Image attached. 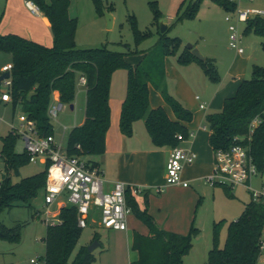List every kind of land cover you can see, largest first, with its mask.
Listing matches in <instances>:
<instances>
[{"label":"trees","instance_id":"1","mask_svg":"<svg viewBox=\"0 0 264 264\" xmlns=\"http://www.w3.org/2000/svg\"><path fill=\"white\" fill-rule=\"evenodd\" d=\"M50 21L54 38L52 46H47L19 34L0 32V53L12 55L11 95L14 112L20 105L29 120L36 122L42 135H53V124L48 116V108L54 93L58 92L61 101L74 104L79 76L84 74L86 83L85 121L74 127L69 133L64 147L70 156H100L106 152V135L111 125L110 89L113 74L118 69L128 72L127 94L122 105L120 128L124 135L132 137L134 124L143 120L146 129L157 147H176L181 141L178 135L187 139L189 128L184 124L194 118L193 112L173 96L167 88L165 61L167 57L178 56L181 64L197 63L210 81H220L216 59L202 61L196 58L191 49L183 47V39L170 37L169 27L159 31V45L146 53L138 47L151 35V29L141 30L133 20V31L137 48L116 51L107 45L98 48H79L76 44L78 19L70 15L71 0H32ZM227 11H233L237 2L231 0H213ZM99 5V0H95ZM187 8L178 12L177 21L193 19L200 7V0L188 1ZM99 9V8H98ZM110 12V10H109ZM161 11L155 9V20ZM135 19V18H133ZM245 33H255L264 37V18L254 17L246 22ZM264 50V40L261 42ZM145 54L137 64L128 57ZM0 84V93L1 86ZM158 90L166 103L172 108L176 119H172L164 107L153 108L150 103V86ZM260 122L252 135L251 153L258 167L264 169V66L253 64L251 78L244 79L235 95L224 101L221 111L206 116V126L211 131L210 143L215 150L226 149L235 143H246L250 125L255 118ZM21 135L11 130L2 137L0 159L6 165L5 178L0 181V216L5 210L25 205L32 210L31 201L41 190L45 192L47 184L46 169L30 176L22 177L18 182L11 174L20 175V169L30 163L28 153L17 152L16 144ZM93 166L100 164L87 160ZM231 198V187L224 186ZM149 189H145V208L141 209L130 188L127 202L131 212L149 229L148 235L136 232L132 249L139 258L131 264H184V257L191 251L199 228L193 221L187 234L164 230L149 212ZM33 216L40 213L33 211ZM223 221L215 223L214 244L209 251L205 264H258L262 254L264 232V197L255 200L253 196L237 220L228 224L225 245L219 244V232ZM28 222H18L7 227L0 219V239L19 242L22 230ZM77 221L75 207L63 208L60 222L47 225L45 236L46 253L42 257L46 264H94V252L82 245L73 254L82 235ZM98 240L97 236L93 241ZM99 241V240H98Z\"/></svg>","mask_w":264,"mask_h":264},{"label":"rangeland","instance_id":"2","mask_svg":"<svg viewBox=\"0 0 264 264\" xmlns=\"http://www.w3.org/2000/svg\"><path fill=\"white\" fill-rule=\"evenodd\" d=\"M190 0H99V5L95 0H71L70 15L78 19V29L76 33V44L79 48H98L107 45L116 51H126L128 44L131 49L137 48L133 31V20H136L141 30L151 29L150 37L138 48L146 53L153 52L159 45L161 28L166 25L170 28V37L179 36L183 39V47L189 44L196 46L207 58H216L220 69L224 72L225 66L236 59L238 52L230 46V30L227 16H231V22L237 24L239 34L242 36L241 46L245 49V55H251L249 65V75L251 78L253 64L264 66V50L261 42L264 37L255 33H245V22H239L237 14L241 10L261 9L264 10V0H236L237 7L233 11H227L213 0H200V7L197 15L193 19L177 21L178 12H183ZM25 2V1H24ZM99 8V9H98ZM158 8L161 14L155 20V9ZM113 15V26L107 27L105 11ZM0 25L6 28H20L21 24L31 27L29 37L45 45L52 46L54 38L51 28L34 12H29L19 0H0ZM135 18V19H133ZM133 56V55H132ZM130 56L128 59L135 64L136 58L140 55ZM178 56H172V61H177ZM12 61L9 53H0V73L3 67ZM128 72L126 69H118L112 77L111 89L115 94H127ZM7 89L2 84L1 94ZM201 93L200 90L196 91ZM59 94H54V98ZM86 93L85 86L78 82L74 109L68 107L61 112L57 119H52L53 135L58 144L65 147L71 130L81 125L85 118ZM23 114L19 105L14 112L12 102L0 100V151L2 148V137L14 128H21L20 116ZM143 121V120H142ZM136 124L133 136L142 140V137L149 140V134L143 122ZM137 125H141V132ZM64 126H67L65 130ZM132 136V137H133ZM137 137V138H136ZM151 141V140H149ZM25 142L23 137H19L16 150L23 152ZM46 169V165L41 162H30L20 169V175L11 174L12 180L18 182L22 177L30 176ZM6 165L0 159V181L3 174H6ZM107 176L114 172L111 163L107 164ZM106 179V178H105ZM206 184V185H205ZM204 191L206 195L194 201L195 223L199 228V234L194 239L191 251L184 257V264H205L208 261L209 251L214 244L215 223L223 221L219 232V244L224 246L227 238L228 224L241 215L244 209V202L252 197V191L248 188L236 185L232 187L234 197L227 195L222 185L215 188L206 183ZM263 178L261 176L252 179L254 190L262 189ZM209 188H208V187ZM156 196L152 200L150 213L154 216L166 217L169 214L171 219H175L177 214L172 212L173 207L161 202V195L154 192ZM158 196V197H157ZM143 202V198H139ZM184 209L192 204L190 196H182ZM32 210L40 213L39 217L33 216V212L25 205H19L11 210H5L0 219L7 227H13L18 222H28L23 228L21 240L13 242L0 239V264H33L35 259L37 264H45L42 257L46 253L45 236L47 225L45 219L58 220L63 208L71 207L67 194L61 197L50 207V214L47 215V205L44 201V191L41 190L36 198L31 201ZM169 207V208H168ZM130 219V216H129ZM100 214L94 212L89 219L87 227L82 229V235L78 246L72 257L78 252L82 245H91L93 237L97 236L100 245L94 250L96 261L94 264H130L131 256L134 252L130 248L129 240L131 231L110 230L99 226ZM264 238V232H263ZM258 264H264V249Z\"/></svg>","mask_w":264,"mask_h":264},{"label":"crops","instance_id":"3","mask_svg":"<svg viewBox=\"0 0 264 264\" xmlns=\"http://www.w3.org/2000/svg\"><path fill=\"white\" fill-rule=\"evenodd\" d=\"M19 1L27 11L33 12L26 6V0ZM34 13L40 16L51 28L49 19L41 11ZM19 27L6 28L0 25V32L2 34L15 33L26 38L32 37L29 35L31 27L28 28L24 24H21ZM245 54L246 51L242 54L238 53L236 55L237 58L225 66L224 72L220 69L222 77H220V81L217 83L210 81L200 65L195 62L181 64L178 62V59L177 61H172V56L166 58L165 67L168 91L194 114L191 122L184 123L193 135L179 144L183 148L191 149L196 154L195 162L186 165L183 171V178L190 182L188 187L166 185L165 183L166 166L172 147L155 146L150 135L149 140L151 141L145 139V137H142L143 139L140 141L138 139H132L135 138L134 136L127 137L122 133L120 118L126 94H114L113 91H110L111 125L106 135V152L100 156H86L83 158L100 164L99 166L104 178H106V186L108 189H112L118 181L125 182L128 185L142 187L143 189H149V212L151 211L152 200L156 198L153 191L156 192L157 187H163V192L158 193L161 195V202L167 206L170 205L169 207H173L172 212L177 214L175 219H171L169 214L164 218H159L152 213L158 225L164 230L187 234L193 221H195L193 210L194 201L198 199V205L201 198L206 195V192L203 190L205 178L214 171L215 167V151L210 143L211 131L206 126V116L210 113L221 111L225 99L235 95L240 83L249 75V65L252 57L251 55ZM144 56L145 54H140V57L138 59L136 58L134 65H137ZM11 63L12 61L9 62V64ZM83 86H85V93H87L86 85ZM198 90L201 93H197L196 91ZM55 94L58 95V92H55ZM150 103L153 108L164 107L169 116L172 119H176L172 108L166 103L162 94L152 85L150 86ZM85 118L81 122V125L84 123ZM138 122H143L145 125L142 120L136 121L134 129L136 124H141ZM137 126L141 132V125ZM38 162L45 164L43 161ZM108 163H111L114 167V172L109 174V176H107L106 172ZM213 187L215 188V186ZM134 196L141 209H144V194ZM182 196H190L191 198L192 204L190 206L188 205L187 209H184L183 200L180 199ZM140 197L143 198V202L140 201ZM247 202H244V207ZM129 216L128 229L125 231L132 230L129 246L134 252L130 260L133 262L139 258L138 252L132 249L134 235L136 232L148 235L149 229L132 212Z\"/></svg>","mask_w":264,"mask_h":264},{"label":"built area","instance_id":"4","mask_svg":"<svg viewBox=\"0 0 264 264\" xmlns=\"http://www.w3.org/2000/svg\"><path fill=\"white\" fill-rule=\"evenodd\" d=\"M235 1L236 0H231ZM253 1V0H252ZM26 6L33 12H38V6L32 0H26ZM254 17L264 18V10L253 8L241 10L237 14L239 22H247ZM230 30V46L242 54L245 49L241 46L242 36L239 34L238 26L231 22V16H227ZM12 63L3 67L2 73L11 72ZM78 82L86 85L87 79L84 74L79 76ZM3 84L7 89L2 93L1 100L11 102L12 98L8 91L11 86V78L6 79ZM55 94V93H54ZM69 104L60 100L59 96L54 98L48 108L50 119H57L61 112H64ZM203 107V106H202ZM21 128H14L25 142V151L28 153L30 162L43 161L48 164L47 184L44 192V201L47 205L46 214H50V207L61 197L67 194L72 207L77 209V221L81 228L89 224V219L94 212H99V226L125 231L128 229V217L131 208L127 202V192L130 188L133 195H141L142 187L128 185L118 181L112 189L106 186V180L99 167L88 163L86 159L79 156L66 154L64 147L58 144L54 135H42L37 130L36 122L29 120L23 113L20 116ZM260 119L255 118L250 125V132L247 137H242L246 143H235L229 148L215 150L214 171L205 178V182L212 185H224L233 187L241 185L252 191L255 200L264 197V169L261 170L254 161L251 153V138ZM65 130L67 126H64ZM193 134L190 132L189 136ZM178 140H186L184 135L179 134ZM196 154L191 149L181 146L172 147L166 166V185H180L188 187L190 182L183 178V171L186 165L193 164ZM261 176L263 178L262 189L254 190L252 179ZM163 187H157L156 192L162 193ZM48 225L60 222L58 220L45 219ZM264 249V240L262 250ZM33 264L38 261L32 259ZM45 262V259H44ZM46 264V262H45Z\"/></svg>","mask_w":264,"mask_h":264},{"label":"water","instance_id":"5","mask_svg":"<svg viewBox=\"0 0 264 264\" xmlns=\"http://www.w3.org/2000/svg\"><path fill=\"white\" fill-rule=\"evenodd\" d=\"M105 16H106V20H107V27H108V28H111V27L113 26V20H114V17H113V15H112L110 12H108V11H105ZM166 28H167V26L164 25V26L161 28V31H165ZM187 47L191 49L192 54H193L196 58H198V59H200V60H202V61H206V60H207V57H205V56L201 53V51H200L196 46H194L193 44H189ZM10 77H11V73H10V72L1 73V74H0V84L3 83L6 79H9ZM69 107H70L71 109H74V104L69 105ZM2 178H5V174H3ZM99 245H100L99 241H98V240H95V241H93V243H92L91 245L88 246V250H89L90 252H94V250L96 249V247H98Z\"/></svg>","mask_w":264,"mask_h":264}]
</instances>
